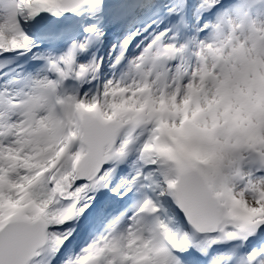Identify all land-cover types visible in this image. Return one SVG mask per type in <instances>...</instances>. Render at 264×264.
<instances>
[{
    "label": "snow or ice",
    "instance_id": "snow-or-ice-1",
    "mask_svg": "<svg viewBox=\"0 0 264 264\" xmlns=\"http://www.w3.org/2000/svg\"><path fill=\"white\" fill-rule=\"evenodd\" d=\"M0 264H264V0H0Z\"/></svg>",
    "mask_w": 264,
    "mask_h": 264
}]
</instances>
